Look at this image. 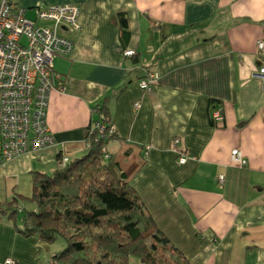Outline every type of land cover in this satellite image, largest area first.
Masks as SVG:
<instances>
[{
    "label": "crops",
    "instance_id": "0c3cea01",
    "mask_svg": "<svg viewBox=\"0 0 264 264\" xmlns=\"http://www.w3.org/2000/svg\"><path fill=\"white\" fill-rule=\"evenodd\" d=\"M10 1L44 26L50 22L34 19V6L74 3L78 28L57 29L72 49L51 58L61 85L49 90L45 108L52 143L0 163V200L6 180L17 185L31 171L50 173L57 153L82 154L90 120L105 117L114 131L105 149L189 264H264V86L251 75L264 0ZM148 70L157 79L143 91L136 82ZM212 106L222 111L218 125ZM172 137L182 163L169 149ZM233 148L244 165L230 161ZM40 246L0 216V262L41 264Z\"/></svg>",
    "mask_w": 264,
    "mask_h": 264
},
{
    "label": "trees",
    "instance_id": "16d2710c",
    "mask_svg": "<svg viewBox=\"0 0 264 264\" xmlns=\"http://www.w3.org/2000/svg\"><path fill=\"white\" fill-rule=\"evenodd\" d=\"M95 121L103 125L100 133L89 132ZM110 124L105 117L91 119L82 154L48 174L31 171L27 199L32 208L17 207L14 197L2 199L0 216L10 219L20 234L35 235L42 243L60 238L63 246L52 253L50 264H127L131 257L141 264H189L144 210L128 184L131 174L105 149V141L114 135L107 133ZM56 156L59 161L60 153Z\"/></svg>",
    "mask_w": 264,
    "mask_h": 264
},
{
    "label": "built area",
    "instance_id": "2783aa9c",
    "mask_svg": "<svg viewBox=\"0 0 264 264\" xmlns=\"http://www.w3.org/2000/svg\"><path fill=\"white\" fill-rule=\"evenodd\" d=\"M34 19L47 20L49 26L34 23L24 15V9L10 0H0V163L24 151L52 143L46 126L45 108L50 89L60 88L59 81L51 66L55 55L65 56L72 49V41L57 32L78 28V7L74 3H62L32 8ZM259 65L251 75L264 86V38L256 40ZM122 55L129 56L132 49H124ZM157 79L155 71L148 70L136 82L143 91H150ZM137 103H133L136 107ZM211 119L219 124L222 120L220 107L212 106ZM100 133L103 125L95 121L89 132ZM113 131L110 124L107 133ZM177 137H172L169 149L176 153L177 163L184 162L186 155L177 148ZM86 144V142H85ZM106 156V154H104ZM67 157L61 155L58 165H63ZM230 161L244 165L240 151H230ZM222 182L223 175H218ZM0 264H16L11 257H4Z\"/></svg>",
    "mask_w": 264,
    "mask_h": 264
},
{
    "label": "rangeland",
    "instance_id": "374dc122",
    "mask_svg": "<svg viewBox=\"0 0 264 264\" xmlns=\"http://www.w3.org/2000/svg\"><path fill=\"white\" fill-rule=\"evenodd\" d=\"M85 149V147L83 148ZM42 172H46V174H48V170H44ZM9 180H6V187L4 188V195L5 197H3V199L5 200H9L11 197L15 198V205L19 208H32L33 204L30 200L27 199V197L30 194V188H31V184H30V178H26L23 176L18 178V183L17 185L9 184ZM3 191V192H4ZM22 213V211H18L16 212V217H20V214ZM57 243H60V247H56V251L60 250L63 246V242L60 238H56L55 240H53L51 243H43V247L40 246V254L38 256V259L40 260L41 264H50V258L47 254L45 255L44 253V249L48 248L49 250L51 248H54V246H57ZM55 252V251H54ZM52 252V253H54ZM52 255V254H51ZM44 256V257H43ZM133 263H138V260L134 257H131L128 259L127 264H133Z\"/></svg>",
    "mask_w": 264,
    "mask_h": 264
},
{
    "label": "water",
    "instance_id": "95a60500",
    "mask_svg": "<svg viewBox=\"0 0 264 264\" xmlns=\"http://www.w3.org/2000/svg\"><path fill=\"white\" fill-rule=\"evenodd\" d=\"M60 28H64L63 26H60Z\"/></svg>",
    "mask_w": 264,
    "mask_h": 264
}]
</instances>
